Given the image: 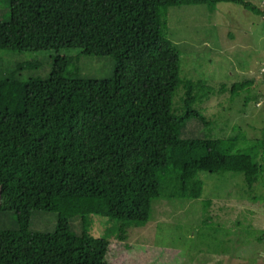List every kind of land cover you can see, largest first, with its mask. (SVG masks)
<instances>
[{
  "label": "trees",
  "instance_id": "16d2710c",
  "mask_svg": "<svg viewBox=\"0 0 264 264\" xmlns=\"http://www.w3.org/2000/svg\"><path fill=\"white\" fill-rule=\"evenodd\" d=\"M0 17V264H117L108 240L86 215L144 221L154 199L202 194L200 170L241 171L248 188L264 174V134H209L206 102L232 100L251 81L215 88L181 75V52L168 36V6L250 0H4ZM110 55L108 75H82L71 55ZM26 51L50 52L31 59ZM37 68L36 74L23 71ZM190 118L209 130L184 136ZM206 199L205 205H208ZM178 203V202H177ZM57 214L52 230L30 227L33 210ZM81 218L82 230L70 220ZM264 233V232H263ZM263 236V235H262ZM261 237V236H260ZM262 238V237H261Z\"/></svg>",
  "mask_w": 264,
  "mask_h": 264
},
{
  "label": "rangeland",
  "instance_id": "374dc122",
  "mask_svg": "<svg viewBox=\"0 0 264 264\" xmlns=\"http://www.w3.org/2000/svg\"><path fill=\"white\" fill-rule=\"evenodd\" d=\"M264 10L262 0H250ZM0 0V17L6 11ZM168 36L181 52V75L203 77L217 88L242 80L245 91L228 100V92L215 94L205 103L210 131L190 118L184 136H223L237 125L249 136L264 134V15L230 1L168 6ZM71 55L86 76L101 77L112 69L110 55H89L78 49H61ZM50 52L26 51L14 58L50 57ZM50 60V58H49ZM38 73L37 68L23 71ZM202 194L198 198L154 199L144 221H129L88 213L89 231L108 240L106 258L117 264H264V174L250 188L241 171L211 173L200 170ZM206 199L210 202L205 205ZM178 202V203H177ZM54 211H32L30 227L52 230ZM77 233L81 218L70 220ZM12 211H0V227H16ZM263 235V236H262ZM262 238H261V237Z\"/></svg>",
  "mask_w": 264,
  "mask_h": 264
},
{
  "label": "built area",
  "instance_id": "2783aa9c",
  "mask_svg": "<svg viewBox=\"0 0 264 264\" xmlns=\"http://www.w3.org/2000/svg\"><path fill=\"white\" fill-rule=\"evenodd\" d=\"M264 2V0H262V3Z\"/></svg>",
  "mask_w": 264,
  "mask_h": 264
}]
</instances>
